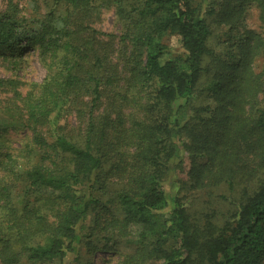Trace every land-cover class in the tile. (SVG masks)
Here are the masks:
<instances>
[{
	"label": "trees",
	"instance_id": "16d2710c",
	"mask_svg": "<svg viewBox=\"0 0 264 264\" xmlns=\"http://www.w3.org/2000/svg\"><path fill=\"white\" fill-rule=\"evenodd\" d=\"M4 1L0 264H263L264 0Z\"/></svg>",
	"mask_w": 264,
	"mask_h": 264
},
{
	"label": "rangeland",
	"instance_id": "374dc122",
	"mask_svg": "<svg viewBox=\"0 0 264 264\" xmlns=\"http://www.w3.org/2000/svg\"><path fill=\"white\" fill-rule=\"evenodd\" d=\"M29 0H19L18 4L21 9V15H24L26 18H30V12H29V6L28 2ZM5 1L0 0V11L5 6ZM244 20L243 24L246 28L252 29L258 33H262V25L258 19V11L255 7H249L246 9L244 13ZM94 27L98 30H101L106 33H117L118 25L114 21V15L112 10H102L100 19L94 24ZM223 36L222 31L219 29L218 31H214V34L211 38L210 45L212 47L217 48L219 47L217 45L219 36ZM164 41L166 42L170 52L172 54L181 53V46L179 43L178 36L175 35H168L165 37ZM22 53L30 54L29 63H23L21 64V67L13 68L12 65H8L5 61L3 62V59L0 58V77L1 78H7V79H14L21 82L20 85L16 87L18 91L21 93H25L28 89V84L32 81L38 82L42 79L44 75V70L41 67V65L36 61V57L34 53H31V50L24 51ZM262 56L258 60L259 67L264 66V52L261 54ZM263 57V58H262ZM12 95V92H3L0 95V106L3 104V101L5 98L10 97ZM75 119L73 117V114L71 116H68L67 122L71 125H73ZM23 133L19 132V134L16 137H22ZM14 137V136H13ZM204 212L205 213H211L215 212V215L217 218L222 219L223 213L221 211H224L227 209V204H220L215 201V199L210 198L208 202L204 203ZM207 210V211H205ZM117 260V257L113 255L112 253H100L95 257V264H115ZM264 264V261H263Z\"/></svg>",
	"mask_w": 264,
	"mask_h": 264
}]
</instances>
